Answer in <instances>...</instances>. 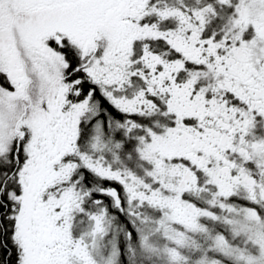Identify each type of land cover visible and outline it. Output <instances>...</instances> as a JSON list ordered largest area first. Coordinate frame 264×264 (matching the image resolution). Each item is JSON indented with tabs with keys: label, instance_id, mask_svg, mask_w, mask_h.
Instances as JSON below:
<instances>
[{
	"label": "snow or ice",
	"instance_id": "6c2138e0",
	"mask_svg": "<svg viewBox=\"0 0 264 264\" xmlns=\"http://www.w3.org/2000/svg\"><path fill=\"white\" fill-rule=\"evenodd\" d=\"M0 264H264V0H0Z\"/></svg>",
	"mask_w": 264,
	"mask_h": 264
}]
</instances>
